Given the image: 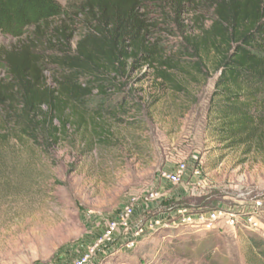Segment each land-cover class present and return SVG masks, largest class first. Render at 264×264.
Instances as JSON below:
<instances>
[{
    "label": "rangeland",
    "instance_id": "obj_1",
    "mask_svg": "<svg viewBox=\"0 0 264 264\" xmlns=\"http://www.w3.org/2000/svg\"><path fill=\"white\" fill-rule=\"evenodd\" d=\"M149 13L154 24L162 23L153 39L166 59L176 57L183 33H199L190 13L182 16L183 27L160 21L154 8ZM16 43L0 33V48ZM203 57L202 72L186 61L180 66L185 71L167 70L184 91L158 78L160 64L136 70L132 84L142 110L123 116V124L111 123L110 143L90 147L88 131L47 153L11 136L0 149V264H59L76 257L133 199L134 228L156 217L162 224L138 237L134 231L116 235L89 264H257L251 237L264 241V149L255 145L245 154L246 148H227L212 133L217 63L212 54ZM183 162L185 194L157 206L162 187L172 195L181 191V182L161 175ZM169 207L173 212L160 216Z\"/></svg>",
    "mask_w": 264,
    "mask_h": 264
},
{
    "label": "trees",
    "instance_id": "obj_2",
    "mask_svg": "<svg viewBox=\"0 0 264 264\" xmlns=\"http://www.w3.org/2000/svg\"><path fill=\"white\" fill-rule=\"evenodd\" d=\"M151 8L178 27L191 14L199 33L182 34L176 57L154 41L162 23ZM0 33L17 41L0 48V149L17 136L49 153L88 131L90 147L110 143L111 123L142 110L136 70L160 64L158 78L184 91L167 70L185 71V61L196 69L203 54L217 63L212 133L245 154L264 149V0H0ZM251 242L264 264V241Z\"/></svg>",
    "mask_w": 264,
    "mask_h": 264
},
{
    "label": "built area",
    "instance_id": "obj_3",
    "mask_svg": "<svg viewBox=\"0 0 264 264\" xmlns=\"http://www.w3.org/2000/svg\"><path fill=\"white\" fill-rule=\"evenodd\" d=\"M186 171L187 165L183 162L177 164L171 171H163L161 176L171 184H179L185 178ZM135 202L136 199H133L130 204L123 208L116 218L108 220L102 232L91 244V246L88 247V249H85L76 257L63 260L59 264H89L100 248L105 247L107 244L113 243L116 235H120L123 232L126 233L134 231V235L138 237L144 234L148 228L157 229L158 226L162 224L163 220L156 217L153 220L148 221V224H142L134 228L132 217L134 214L133 206ZM215 217V213H212L211 219H216ZM165 225L169 226L168 224Z\"/></svg>",
    "mask_w": 264,
    "mask_h": 264
},
{
    "label": "crops",
    "instance_id": "obj_4",
    "mask_svg": "<svg viewBox=\"0 0 264 264\" xmlns=\"http://www.w3.org/2000/svg\"><path fill=\"white\" fill-rule=\"evenodd\" d=\"M195 174L196 175H199L200 174V168H197L196 170H195ZM196 175H194L193 176V178H191L190 179V182H192V181H194V179L196 178H198ZM200 178V177H199ZM185 179V178H184ZM183 182V181H182ZM181 182V183H182ZM186 182V181H185ZM189 182V184H191L192 185V183H190ZM163 188V187H162ZM161 188V190L160 191H158V197H157V201H156V205L157 206H159L160 207V205H161V207H162V205L167 201V200H171V198H173L174 196H179V195H183V194H185L184 193V190H186V185L184 184V183H182L181 184V191L179 192H177V193H173V194H175V195H172V193H170V192H168V190H165L164 188L162 189ZM173 212V209L172 208H168L167 209V212H166V210L165 211H162L161 209H160V216H166L167 214H170V213H172ZM120 246H125V244H124V242H122L121 243V245ZM126 247V246H125ZM124 247V248H125Z\"/></svg>",
    "mask_w": 264,
    "mask_h": 264
}]
</instances>
